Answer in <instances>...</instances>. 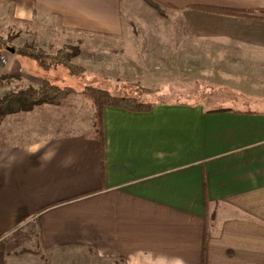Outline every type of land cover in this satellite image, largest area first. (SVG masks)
<instances>
[{
    "label": "crops",
    "instance_id": "crops-1",
    "mask_svg": "<svg viewBox=\"0 0 264 264\" xmlns=\"http://www.w3.org/2000/svg\"><path fill=\"white\" fill-rule=\"evenodd\" d=\"M152 2L189 16L203 48L217 49L203 79L246 78L252 99L220 93L214 107L181 99L146 101L142 112L107 107L102 143L85 89L9 117L0 125V264H264V97L252 94L264 87V0H0L14 22L82 43L129 37ZM202 52L188 54L201 64ZM236 64L255 66L243 76L224 70ZM21 70L7 58L0 79ZM85 100L86 132L77 120ZM58 124L80 131L55 134Z\"/></svg>",
    "mask_w": 264,
    "mask_h": 264
},
{
    "label": "rangeland",
    "instance_id": "rangeland-1",
    "mask_svg": "<svg viewBox=\"0 0 264 264\" xmlns=\"http://www.w3.org/2000/svg\"><path fill=\"white\" fill-rule=\"evenodd\" d=\"M151 13L144 17V21L133 26L132 31L128 34L129 37L120 41L80 37L84 41L82 43L77 38L59 31L56 32L54 29L16 23L11 19L7 9L0 4V37L5 41L11 40V42L0 43V54L1 56L7 55L8 59L16 57L22 69L20 76L25 82L30 83L27 78L49 79L59 87H70L77 92L83 91L87 86H93L107 90L114 95L134 97L143 102L181 99L205 103L211 107L219 105L224 99L220 98L222 97L220 93L232 94L234 98H240L244 102L252 99L247 93L250 91L248 85L253 81L246 78L203 79V75L210 74L215 70L216 65L212 63L214 61L211 56L215 55L217 49L203 48L204 43L199 41L201 37L188 23L190 22L189 16L173 14L156 8ZM215 39L213 38V40ZM73 40L79 42L70 48H77L80 51L73 62L85 69L78 75L72 74L64 67L45 70L36 60L9 51L11 48L16 49L29 45L41 48L47 54H56L60 49L67 48V43L73 42ZM197 51H203L202 54L205 57L203 64L194 62L195 55L188 54V52L195 53ZM33 66L36 68H32ZM223 66L226 68L224 70H234L235 73H243L241 74L243 76L247 75L245 72L255 65ZM4 68L5 66L0 65L1 70ZM234 75L238 77L240 74ZM192 76L198 77V79L183 78ZM9 83L10 80L1 84L0 79V91L15 90L22 84L16 80L10 85ZM168 85L171 86L168 87ZM177 87L188 92L191 91L192 95L174 96L172 90L174 88L176 90ZM252 88L256 89L257 87ZM206 93L208 94L206 95ZM252 94L264 97V87H258L252 91ZM76 97L72 96L69 99ZM81 99L82 97L78 96L76 101H82ZM85 102L84 104L79 103L77 117V120L84 124L82 128L84 132L88 131L85 125L89 124V119L93 116L89 103ZM241 104L244 105L243 102ZM66 119L69 120V118ZM58 126L60 127L54 131L55 134L69 132V129L73 132L80 131L75 127L64 129L71 127L68 125L58 124ZM44 129L41 128L40 131Z\"/></svg>",
    "mask_w": 264,
    "mask_h": 264
},
{
    "label": "trees",
    "instance_id": "trees-1",
    "mask_svg": "<svg viewBox=\"0 0 264 264\" xmlns=\"http://www.w3.org/2000/svg\"><path fill=\"white\" fill-rule=\"evenodd\" d=\"M151 4L156 9H160V7L153 2ZM198 9L203 10L204 12L231 17L250 18L253 17L254 14L259 13V11L253 13L248 11L209 7H200ZM261 12L264 13V11ZM7 42H11V40L5 41L0 37V43L3 44ZM15 50L16 55L36 60L45 70L64 67L74 75L81 74L85 71L83 67L76 65L73 62V59L79 55L80 52L77 48L65 47L56 52V54H47L43 49L29 45L22 48H16ZM0 65H2L1 54ZM8 80H10L9 85L15 80L22 82V84L15 90H9L6 92L0 91V125L11 116L31 113L38 107L44 105H61L68 98L77 94L72 88L59 87L49 79H43L39 85H35L31 82H25L20 76H3L1 78V84H4ZM81 94L91 102V106L94 110V134L101 143L104 140L103 115L105 108L117 107L132 112H142L149 110L152 107L151 103L140 101L137 98L114 95L107 90L93 86L86 87Z\"/></svg>",
    "mask_w": 264,
    "mask_h": 264
},
{
    "label": "built area",
    "instance_id": "built-area-1",
    "mask_svg": "<svg viewBox=\"0 0 264 264\" xmlns=\"http://www.w3.org/2000/svg\"><path fill=\"white\" fill-rule=\"evenodd\" d=\"M1 64L3 66H5L7 64V55L6 56L5 55L1 56Z\"/></svg>",
    "mask_w": 264,
    "mask_h": 264
},
{
    "label": "water",
    "instance_id": "water-1",
    "mask_svg": "<svg viewBox=\"0 0 264 264\" xmlns=\"http://www.w3.org/2000/svg\"><path fill=\"white\" fill-rule=\"evenodd\" d=\"M9 51L11 52V53H15L16 52V50L15 49H9Z\"/></svg>",
    "mask_w": 264,
    "mask_h": 264
}]
</instances>
